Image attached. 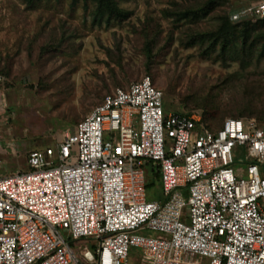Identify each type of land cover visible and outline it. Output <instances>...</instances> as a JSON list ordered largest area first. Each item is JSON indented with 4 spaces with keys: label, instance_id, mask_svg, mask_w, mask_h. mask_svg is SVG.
I'll list each match as a JSON object with an SVG mask.
<instances>
[{
    "label": "built area",
    "instance_id": "built-area-1",
    "mask_svg": "<svg viewBox=\"0 0 264 264\" xmlns=\"http://www.w3.org/2000/svg\"><path fill=\"white\" fill-rule=\"evenodd\" d=\"M253 16L264 0L230 18ZM145 160L159 199L146 200ZM26 165L0 176V264H129L132 247L141 264H264L255 118L210 130L195 111L166 112L144 75L104 94L55 146L30 150Z\"/></svg>",
    "mask_w": 264,
    "mask_h": 264
},
{
    "label": "rangeland",
    "instance_id": "rangeland-1",
    "mask_svg": "<svg viewBox=\"0 0 264 264\" xmlns=\"http://www.w3.org/2000/svg\"><path fill=\"white\" fill-rule=\"evenodd\" d=\"M203 1L117 0L128 16L107 21L94 16L93 0H0V176L27 169L30 150L55 146L104 94L144 75L161 89L167 112H206L213 125L232 117L211 115L210 108L234 112L245 104V83L264 84V56L254 54L242 68L231 56L203 53L206 45L188 46V34L214 28L223 10L237 22L230 18L237 9L232 0L217 1L199 19L175 15ZM206 94L210 100L202 101ZM143 171L146 200L159 199L153 163L145 160ZM129 264H141L136 247Z\"/></svg>",
    "mask_w": 264,
    "mask_h": 264
},
{
    "label": "trees",
    "instance_id": "trees-1",
    "mask_svg": "<svg viewBox=\"0 0 264 264\" xmlns=\"http://www.w3.org/2000/svg\"><path fill=\"white\" fill-rule=\"evenodd\" d=\"M95 2L94 16L96 18L106 17L109 21L111 18L125 19L128 16L126 10L120 8L117 0H93ZM219 0H205L202 5L192 9L181 10L175 15L178 18L199 19L200 17L209 13L217 4ZM246 19V18H245ZM217 24L214 28L204 31H191L188 35V46L194 44L206 45L203 53H216L226 58V55L231 56L238 61L240 66L244 68L251 62L254 54L258 57L264 56V16L263 17H250L246 20H240L233 23L229 19L226 11H221L216 14ZM153 40L146 41L147 57H150L152 52L151 44ZM0 73H3L0 69ZM152 81V79H151ZM153 83V81H152ZM246 88V103L234 110V112L221 111L218 107L212 106L210 108L211 115L221 114L222 116L231 115L235 118L241 117H256L258 119L264 118V97L262 90L264 84L260 80H250L245 83ZM259 96V103L255 97ZM202 101H209L207 94L205 97L200 98ZM209 99V100H208ZM209 104V103H208ZM207 104L204 105L206 108ZM218 109V110H217ZM191 112V111H188ZM209 113V112H208ZM206 112L201 116L202 123L210 130H215L220 123L213 125L206 121ZM212 119V118H210ZM147 186V184H146ZM160 197V195H158Z\"/></svg>",
    "mask_w": 264,
    "mask_h": 264
},
{
    "label": "crops",
    "instance_id": "crops-1",
    "mask_svg": "<svg viewBox=\"0 0 264 264\" xmlns=\"http://www.w3.org/2000/svg\"><path fill=\"white\" fill-rule=\"evenodd\" d=\"M232 1H234L236 4H235V6H236V10H235V12L236 11H238L240 8H242V7H244V6H247V5H249V4H251V3H254V2H256L257 0H232ZM2 85H3V83H0V92H2L3 91V87H2ZM1 97H2V95H1V93H0V99H1ZM3 98V97H2ZM164 110H165V108H164ZM166 111V110H165ZM167 112V111H166Z\"/></svg>",
    "mask_w": 264,
    "mask_h": 264
}]
</instances>
